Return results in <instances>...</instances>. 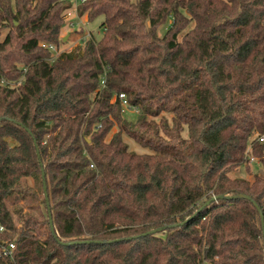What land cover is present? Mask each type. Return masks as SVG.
I'll return each mask as SVG.
<instances>
[{
    "label": "trees",
    "instance_id": "1",
    "mask_svg": "<svg viewBox=\"0 0 264 264\" xmlns=\"http://www.w3.org/2000/svg\"><path fill=\"white\" fill-rule=\"evenodd\" d=\"M78 5L103 34L54 57L72 0H0V264H264V0Z\"/></svg>",
    "mask_w": 264,
    "mask_h": 264
},
{
    "label": "rangeland",
    "instance_id": "2",
    "mask_svg": "<svg viewBox=\"0 0 264 264\" xmlns=\"http://www.w3.org/2000/svg\"><path fill=\"white\" fill-rule=\"evenodd\" d=\"M79 3L80 2L78 0H72V6L64 12L65 21L60 31L61 42L57 47V51L53 52L55 57H57L61 52L69 51L76 46H84L89 38L98 40L103 34L104 28L100 26L103 17L99 16L93 20H89L87 14L79 15ZM7 31L8 29H4L2 37H4ZM134 106L137 107V110L135 108H132L129 111L122 110V120L128 123L136 122L139 108L136 105ZM162 118H165L169 123H172L173 114L169 112H162L159 116L150 117V120L160 123ZM118 130L119 128L115 124L112 131L108 134L107 139H109L110 136ZM161 135H163V132H161ZM183 135L187 136L186 130L183 132ZM255 136H257V134H255ZM123 139L128 143L131 151L138 153L150 152L148 148L142 147L134 140V138L126 133L123 134ZM255 173L264 174V169L258 157H255L253 160H247L245 164H242L236 170L231 172L232 175L245 177L249 180L253 179ZM28 182L33 185V178H28Z\"/></svg>",
    "mask_w": 264,
    "mask_h": 264
},
{
    "label": "built area",
    "instance_id": "3",
    "mask_svg": "<svg viewBox=\"0 0 264 264\" xmlns=\"http://www.w3.org/2000/svg\"><path fill=\"white\" fill-rule=\"evenodd\" d=\"M78 1L79 2H82L84 0H78ZM43 46L49 47L52 50V52L57 51V47L54 46V45H51V44H49V45L43 44ZM118 98L120 100V104H121V107H122V110L123 111H127V110L129 111L132 108H135L137 110V107H135L134 105H132L130 103V101L127 99V96L125 95V93H120L118 95ZM258 139H259L260 142H264V133L262 135H260ZM254 158L255 157L253 155H251L249 157V160L250 159L253 160ZM2 229H3V227L0 224V230H2ZM15 246H16V244H15L14 241H6L5 243H1L0 244V254L3 255V256H11L12 253H13V250L15 249Z\"/></svg>",
    "mask_w": 264,
    "mask_h": 264
},
{
    "label": "water",
    "instance_id": "4",
    "mask_svg": "<svg viewBox=\"0 0 264 264\" xmlns=\"http://www.w3.org/2000/svg\"><path fill=\"white\" fill-rule=\"evenodd\" d=\"M37 152H38V156H40V154H39V149H38V147H37ZM42 176H43V185H44V190H45V196H46V198H47V200H48V194H47V191H46V189H47V186H46V181H45V172H44V170L42 169ZM221 197H223V196H221ZM226 197H235V198H239V197H247V198H249V196H247V195H244V194H239V195H235V196H226ZM218 197L217 196H214L211 200H214V199H217ZM255 205L257 206V203H255ZM258 209H259V211L261 212V215H262V219L264 218V216H263V213H262V211H261V209H260V207H258ZM49 216H50V219H51V214H50V212H49ZM51 229H52V231L54 232V227H53V224H52V222H51ZM162 230V227H159V228H156V229H152V230H150V231H148L147 233H145V234H150V233H155V232H158V231H161ZM84 241H90V240H84ZM76 242H81V241H70V242H67V244H69V243H76Z\"/></svg>",
    "mask_w": 264,
    "mask_h": 264
}]
</instances>
